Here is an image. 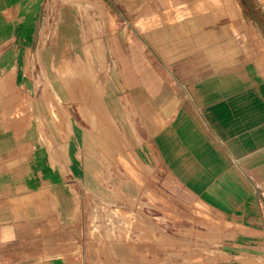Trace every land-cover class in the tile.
<instances>
[{
  "label": "crops",
  "instance_id": "obj_1",
  "mask_svg": "<svg viewBox=\"0 0 264 264\" xmlns=\"http://www.w3.org/2000/svg\"><path fill=\"white\" fill-rule=\"evenodd\" d=\"M0 264H264V0H0Z\"/></svg>",
  "mask_w": 264,
  "mask_h": 264
},
{
  "label": "rangeland",
  "instance_id": "obj_2",
  "mask_svg": "<svg viewBox=\"0 0 264 264\" xmlns=\"http://www.w3.org/2000/svg\"><path fill=\"white\" fill-rule=\"evenodd\" d=\"M78 82V81H77ZM80 85V86H79ZM87 88H89V89H92V86H90V84L88 83L87 85ZM79 87V88H78ZM68 88L71 90V91H77V90H79V89H81L82 88V84L79 82L78 84H77V87L76 88H72V84H68ZM98 121V120H97ZM98 125L99 126H101L102 127V125L99 123V121H98ZM101 132H102V134L104 135V136H106V134H107V132L102 128V130H101Z\"/></svg>",
  "mask_w": 264,
  "mask_h": 264
},
{
  "label": "bare ground",
  "instance_id": "obj_3",
  "mask_svg": "<svg viewBox=\"0 0 264 264\" xmlns=\"http://www.w3.org/2000/svg\"><path fill=\"white\" fill-rule=\"evenodd\" d=\"M172 34V33H171ZM80 40V39H79ZM62 49V48H61ZM76 74H79V72H78V70L76 69L75 71H74ZM79 81V80H78ZM79 82H77L76 80H73V81H71V82H69L68 84H72V88L74 89V88H76L77 87V84H78ZM80 86V85H79ZM79 88V87H78Z\"/></svg>",
  "mask_w": 264,
  "mask_h": 264
}]
</instances>
